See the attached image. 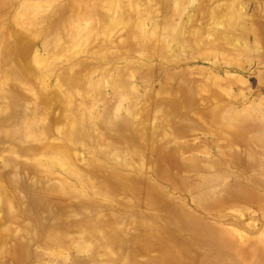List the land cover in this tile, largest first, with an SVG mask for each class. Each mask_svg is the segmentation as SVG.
<instances>
[{
	"label": "rangeland",
	"instance_id": "obj_1",
	"mask_svg": "<svg viewBox=\"0 0 264 264\" xmlns=\"http://www.w3.org/2000/svg\"><path fill=\"white\" fill-rule=\"evenodd\" d=\"M0 264H264V0H0Z\"/></svg>",
	"mask_w": 264,
	"mask_h": 264
}]
</instances>
